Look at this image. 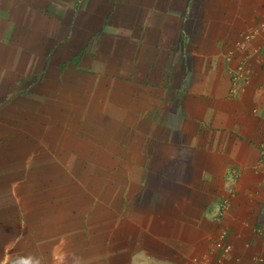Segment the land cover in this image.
Wrapping results in <instances>:
<instances>
[{"label":"crops","instance_id":"crops-1","mask_svg":"<svg viewBox=\"0 0 264 264\" xmlns=\"http://www.w3.org/2000/svg\"><path fill=\"white\" fill-rule=\"evenodd\" d=\"M39 58L99 134L28 143ZM263 128L264 0H0V264H217L222 230L264 264Z\"/></svg>","mask_w":264,"mask_h":264},{"label":"rangeland","instance_id":"rangeland-1","mask_svg":"<svg viewBox=\"0 0 264 264\" xmlns=\"http://www.w3.org/2000/svg\"><path fill=\"white\" fill-rule=\"evenodd\" d=\"M81 56L82 54L79 55V59ZM34 62L36 64V73L34 72L31 74L29 78V85L27 87L24 85V96L22 97L24 105L27 103V106L24 107L23 114L29 116L30 123L28 143L31 146H34V149H36L38 146H43L46 151L52 150L54 143L57 142L55 136L59 134L63 135L65 133L62 131L63 129H67L65 134L68 135V132H70L68 130H71L70 127H73L71 133H75L77 135L78 133H81V135H84L83 133H85L87 135V129L91 131V134H99L95 128L89 127L87 124L89 118L86 117L85 114L86 107L84 105H71V103H79L81 99L78 98L76 102L69 99L72 98V93L76 92L73 89V92L70 89H66L65 85H72L74 80H72L71 77L70 79H67L66 72L60 74L44 73V70H41V66L43 65L42 58L34 60ZM48 63L49 62L47 61V64ZM67 63V68H65L66 66L64 67L62 64L61 67H59L60 70L57 69V71H69V68L71 71L78 70V68L72 66L69 60H67ZM47 71L55 72L52 69H47ZM80 76L81 75L77 77L80 78ZM77 77L76 80L78 83H80ZM72 86H74V84ZM79 93L85 98V94L82 92ZM16 94L18 97L21 95L18 94V91H14L9 99L15 102L16 100L17 102L21 100V97L18 98ZM59 127L62 128L61 131L60 129L57 130ZM14 130L16 132V124H14ZM77 130L78 132H76ZM49 136H51V138ZM63 136L65 137L66 141H71V139H68L67 136ZM50 157L54 158L53 155H50ZM114 173L116 174V172H112L113 175H115Z\"/></svg>","mask_w":264,"mask_h":264},{"label":"built area","instance_id":"built-area-1","mask_svg":"<svg viewBox=\"0 0 264 264\" xmlns=\"http://www.w3.org/2000/svg\"><path fill=\"white\" fill-rule=\"evenodd\" d=\"M250 37L246 36V41ZM249 75L245 73L242 66L238 67L237 70L232 74V81H242L247 82ZM259 159L257 163V169L264 172V128L261 131V137L259 142ZM228 203L225 202L224 207H227ZM222 211V210H220ZM221 215V212L220 214ZM220 217L218 216V219ZM217 219V220H218ZM219 222V221H218ZM213 250L218 254L217 264H222L223 259L228 256L232 250V246L226 242V232L224 230L217 233L213 241Z\"/></svg>","mask_w":264,"mask_h":264},{"label":"clouds","instance_id":"clouds-1","mask_svg":"<svg viewBox=\"0 0 264 264\" xmlns=\"http://www.w3.org/2000/svg\"><path fill=\"white\" fill-rule=\"evenodd\" d=\"M16 264H33V261L31 260V258L21 259L16 261Z\"/></svg>","mask_w":264,"mask_h":264}]
</instances>
